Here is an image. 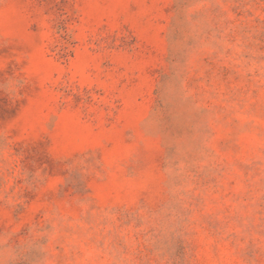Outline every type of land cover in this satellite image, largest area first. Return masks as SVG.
Wrapping results in <instances>:
<instances>
[{
    "label": "rangeland",
    "instance_id": "obj_1",
    "mask_svg": "<svg viewBox=\"0 0 264 264\" xmlns=\"http://www.w3.org/2000/svg\"><path fill=\"white\" fill-rule=\"evenodd\" d=\"M0 264H264V0H0Z\"/></svg>",
    "mask_w": 264,
    "mask_h": 264
}]
</instances>
